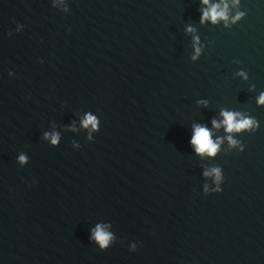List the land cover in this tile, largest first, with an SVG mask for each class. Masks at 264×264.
<instances>
[{
	"label": "water",
	"instance_id": "95a60500",
	"mask_svg": "<svg viewBox=\"0 0 264 264\" xmlns=\"http://www.w3.org/2000/svg\"><path fill=\"white\" fill-rule=\"evenodd\" d=\"M262 94L264 0H0V264H264Z\"/></svg>",
	"mask_w": 264,
	"mask_h": 264
},
{
	"label": "clouds",
	"instance_id": "9594fccd",
	"mask_svg": "<svg viewBox=\"0 0 264 264\" xmlns=\"http://www.w3.org/2000/svg\"><path fill=\"white\" fill-rule=\"evenodd\" d=\"M203 3L207 4L208 0H203ZM226 7L227 6H225L220 11H217V8H219V5H213L208 11L204 12L202 21L203 19L210 18L212 22L215 23L217 18L227 19ZM197 51L199 50L197 49ZM258 102L261 104H264V94L261 95ZM222 115L224 117L223 123L224 125H226L227 132H232L233 130L239 131L240 129L248 128L252 123V121L247 120V119L234 120V117L237 114H234L231 112H223ZM83 124L85 127H87V125L89 124H92L93 127H95V124H96L95 118L92 116H88L83 121ZM213 126L219 127V125H217L215 121H213ZM230 142L235 143L234 141H230ZM53 143H55V137H53ZM191 143L196 146L197 153L207 152L211 156V155H214L215 152L217 151V144H214L210 140L209 131L201 127L195 128ZM20 159L21 161H23L24 157H21ZM212 174H214L217 180H219V170L218 169H212ZM205 175H209V173H205ZM216 191H220V190L217 189ZM94 239L101 245V247H104L108 244L110 236L109 234L103 232L102 229L97 227V229L94 232Z\"/></svg>",
	"mask_w": 264,
	"mask_h": 264
}]
</instances>
